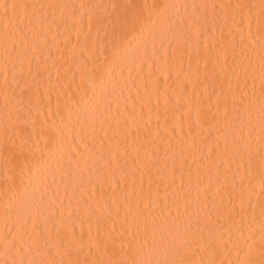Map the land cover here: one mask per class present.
Listing matches in <instances>:
<instances>
[{"label": "snow or ice", "instance_id": "6c2138e0", "mask_svg": "<svg viewBox=\"0 0 264 264\" xmlns=\"http://www.w3.org/2000/svg\"><path fill=\"white\" fill-rule=\"evenodd\" d=\"M0 200V264H264V0H0Z\"/></svg>", "mask_w": 264, "mask_h": 264}, {"label": "bare ground", "instance_id": "6f19581e", "mask_svg": "<svg viewBox=\"0 0 264 264\" xmlns=\"http://www.w3.org/2000/svg\"><path fill=\"white\" fill-rule=\"evenodd\" d=\"M105 3L109 2V0H104ZM177 2H181V0H177ZM189 2H191V0H189ZM75 42V40H73V43ZM83 46V42H82V45ZM174 74H173V79L172 80H169L167 82V85L164 83L163 81V78H161V84H160V98H159V103L161 105V110H160V120H159V124L161 125L160 127V134H161V138L164 139V140H167L168 137H167V134L164 132V127H165V121L163 119V115H164V112H163V106H164V103H165V92H164V89L167 87V92L169 94H172L173 98L175 96V93L178 91V89L176 88V85L174 84ZM57 80V77H56V72H55V69H53V74H52V81H53V84H55ZM143 92V89L141 90ZM189 91H191V86H189ZM44 92V89L42 88L41 89V94H43ZM133 93H135V89H133ZM55 103H56V98H55V92L52 93V101H51V106L54 108L55 106ZM152 103L153 105H155L157 103V97L155 95H153L152 97ZM46 104V101H42L41 102V106H45ZM145 120L148 118V112H147V109H145V113H144V117H143ZM157 118H156V112L153 111L152 113V123L150 125V128L155 131L156 127H157ZM174 121L172 119V116L169 115L168 117V121H167V125L168 126H171L173 125ZM185 132H187V127H185ZM141 138H143V132H141ZM2 205H3V201L0 200V212H2ZM3 225V216L0 215V227H2Z\"/></svg>", "mask_w": 264, "mask_h": 264}]
</instances>
